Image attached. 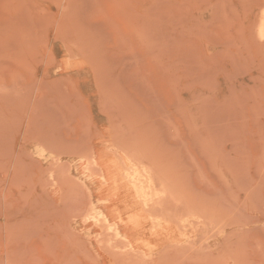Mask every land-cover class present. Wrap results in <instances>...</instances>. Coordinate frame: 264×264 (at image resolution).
<instances>
[{
    "label": "rangeland",
    "instance_id": "1",
    "mask_svg": "<svg viewBox=\"0 0 264 264\" xmlns=\"http://www.w3.org/2000/svg\"><path fill=\"white\" fill-rule=\"evenodd\" d=\"M263 23L264 0H0V264H264ZM120 178L169 239L118 221Z\"/></svg>",
    "mask_w": 264,
    "mask_h": 264
},
{
    "label": "bare ground",
    "instance_id": "2",
    "mask_svg": "<svg viewBox=\"0 0 264 264\" xmlns=\"http://www.w3.org/2000/svg\"><path fill=\"white\" fill-rule=\"evenodd\" d=\"M261 33H262V36L264 37V23H263V25L261 27ZM91 176L92 175H89V178H91ZM120 181L122 182V184L124 185V188L126 189L125 190V194H126V202H125L126 208L128 209V211H132V213L128 217V219L126 220L123 217L122 213L119 212L118 221L120 220V221H123V222H127L129 224L130 229H132L135 232H138V233H140L142 235L146 234V231L149 230L150 236L149 237H142V238H144V239H146L148 241L155 242L157 240L169 239L172 235H165V234L160 233V232H155V231L152 232L151 231V229H150V222H151L150 218L148 216L142 214L139 211L140 205L143 203V200H141V196L138 193H134V191L129 187V185L126 182L122 181L121 178H120ZM94 182H96V181H94ZM101 182H102L103 186H107L109 184V178L106 176L105 173H104V176L101 177ZM92 185H94V184H92ZM97 188H99V187H97ZM101 188H103V187L101 186ZM98 192H99V190H98ZM101 205H100V207H101ZM104 206H102V207L104 208ZM105 208L107 209L106 206H105ZM101 210L104 211V212L107 211V210L105 211L103 209H101ZM109 216L112 217L111 215H109Z\"/></svg>",
    "mask_w": 264,
    "mask_h": 264
}]
</instances>
